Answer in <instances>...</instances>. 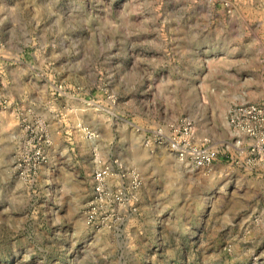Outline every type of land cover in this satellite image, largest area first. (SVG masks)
Segmentation results:
<instances>
[{"label": "rangeland", "instance_id": "374dc122", "mask_svg": "<svg viewBox=\"0 0 264 264\" xmlns=\"http://www.w3.org/2000/svg\"><path fill=\"white\" fill-rule=\"evenodd\" d=\"M263 145L264 0H0V264H264Z\"/></svg>", "mask_w": 264, "mask_h": 264}, {"label": "built area", "instance_id": "2783aa9c", "mask_svg": "<svg viewBox=\"0 0 264 264\" xmlns=\"http://www.w3.org/2000/svg\"><path fill=\"white\" fill-rule=\"evenodd\" d=\"M171 146L177 151V153L181 156L182 160H186L191 162L194 166L197 167H205L210 165L215 159L216 153L211 152L210 150H196L192 148H188L186 146H182L179 142L173 141ZM262 147V146H261ZM260 147V148H261ZM264 149V145H263ZM261 160L264 161V156L261 157ZM107 176V172L97 173V179L99 184L97 186V192L103 198V181Z\"/></svg>", "mask_w": 264, "mask_h": 264}]
</instances>
